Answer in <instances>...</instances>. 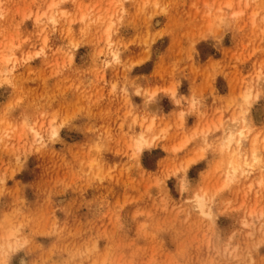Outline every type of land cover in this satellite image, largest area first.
I'll return each mask as SVG.
<instances>
[{
  "label": "rangeland",
  "instance_id": "rangeland-1",
  "mask_svg": "<svg viewBox=\"0 0 264 264\" xmlns=\"http://www.w3.org/2000/svg\"><path fill=\"white\" fill-rule=\"evenodd\" d=\"M53 1L66 15L34 23ZM0 7V56L17 59L0 76V264H264V0ZM240 108L251 166L221 187L223 129ZM25 114L40 141L17 134Z\"/></svg>",
  "mask_w": 264,
  "mask_h": 264
},
{
  "label": "bare ground",
  "instance_id": "bare-ground-1",
  "mask_svg": "<svg viewBox=\"0 0 264 264\" xmlns=\"http://www.w3.org/2000/svg\"><path fill=\"white\" fill-rule=\"evenodd\" d=\"M58 4H59L58 2H54V1L48 3V5L43 10H41L38 13H36L35 15H33L34 23L39 24L40 22L44 21L45 23L49 22L51 24H55L58 21V19H60V18H58L59 13H61V15L59 14L60 16L66 15V12L64 10L59 9V8H58V10H56V8L58 7ZM227 6H230V4L227 3ZM1 15H2V8L0 7V16ZM83 18H84V15L81 14L80 19L83 20ZM13 43H12V45H13ZM16 46H18V44ZM42 50H43V47H40L39 50L35 51V55L38 54ZM6 51H8V50L6 49ZM1 52H3V51L1 50ZM3 54L1 53V56H0V76H1V73H4V71H5V73L10 71L9 67H11V66L7 67V64L15 63L17 61L14 54H12V53L11 54L7 53L4 55ZM114 58H117L116 54L114 55ZM4 76H6V75H4ZM6 78L7 77H5V79ZM5 79H3V80H5ZM154 91L150 92V94H151L150 97L154 96ZM170 93L172 96H174V90H171ZM250 96H252L250 92H246L241 96L242 101L244 102L243 104H246V103H247V105L249 104L248 100H249ZM191 103H193V101H191ZM191 103H190V105H191ZM9 106H11V105H9ZM9 106L6 105V108ZM246 110H242V108H240L237 113L232 114L231 117H232V120H234V122H231L229 125H227V127H225V129H223L224 130V136H222L223 142L220 144V150H221V152L226 153V160L224 161L223 164L220 162V164H217V166H216V169H220L222 165H224V164L227 165L226 169H225V173H224V179L221 182V187L227 186L234 179L237 171L242 168L243 164L244 165L249 164L251 166L250 162L246 163L247 162L246 161L245 163H243L241 160L243 158V154H244L242 146L244 145V142L247 140L249 134L252 132V127L249 123V118H248V115L246 114ZM5 111H6V109H5ZM182 115H183V113H180L179 121L183 118ZM240 122L245 123V125L243 127H240ZM7 123H8V128H10L9 127L10 123L9 122H7ZM153 124H154L153 121H150L147 125L139 124L141 129L138 132V136H136L134 138V143H133L134 149L137 152L140 151L142 149V147H144L145 145L151 144V143H148V140H147L148 136L147 135L150 134L152 127H153ZM41 125L37 124L36 119H33V118H31V116L25 114L21 117V121L19 122V125H18L20 131L17 130L18 131L17 134H19L20 138H21V134H20L21 132H23V131L29 132L31 134L32 138L34 139V141H38V140L40 141L43 137V132H44V131H42ZM49 125L50 126L47 129L49 136L55 137L57 134L58 128L54 125H51V123ZM8 128H7V126H5L4 128H2V130L7 131L6 133L9 134L10 130ZM13 129H15V126ZM10 136H11V134H10ZM13 136H15V135H13ZM256 137H257V135L256 136L254 135L252 138L253 140L251 141V151H255L256 149H258V147H256L257 143H258V139L256 140ZM17 138H19V137H17ZM258 146H259V144H258ZM252 156H253V154H252ZM253 158H255V157L253 156ZM256 159H257V157H256ZM256 159L254 160L255 162H256ZM254 161L252 159L253 163H255ZM257 162H259L258 159H257ZM187 166L188 165L185 164L184 168H186ZM207 192L208 191L205 188L201 192L196 193L193 197L194 206L200 212H203V213H205L206 205L209 203ZM16 229L15 230L10 229L11 231H8L9 234L6 237V240L8 241L9 247H12V246L16 247V246L20 245L18 243L19 239L16 237V233L19 230H16ZM11 238H15V239L10 241ZM25 263L26 262L24 259H21L19 262V264H25Z\"/></svg>",
  "mask_w": 264,
  "mask_h": 264
}]
</instances>
